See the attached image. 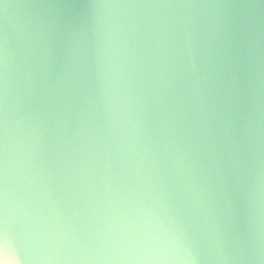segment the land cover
<instances>
[{
    "label": "clouds",
    "instance_id": "obj_1",
    "mask_svg": "<svg viewBox=\"0 0 264 264\" xmlns=\"http://www.w3.org/2000/svg\"><path fill=\"white\" fill-rule=\"evenodd\" d=\"M0 264H264V0H0Z\"/></svg>",
    "mask_w": 264,
    "mask_h": 264
}]
</instances>
